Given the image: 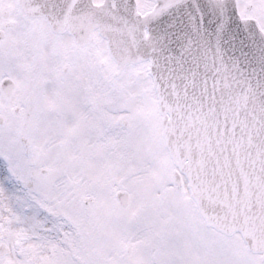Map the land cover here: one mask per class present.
<instances>
[{
	"label": "snow or ice",
	"instance_id": "6c2138e0",
	"mask_svg": "<svg viewBox=\"0 0 264 264\" xmlns=\"http://www.w3.org/2000/svg\"><path fill=\"white\" fill-rule=\"evenodd\" d=\"M0 264H264V0H0Z\"/></svg>",
	"mask_w": 264,
	"mask_h": 264
}]
</instances>
